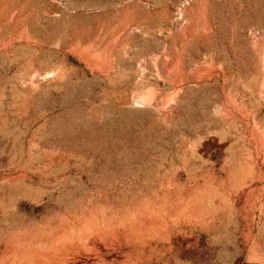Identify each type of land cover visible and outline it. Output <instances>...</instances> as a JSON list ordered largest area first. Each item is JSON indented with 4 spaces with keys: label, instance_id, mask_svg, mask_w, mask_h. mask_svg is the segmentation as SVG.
Here are the masks:
<instances>
[{
    "label": "rangeland",
    "instance_id": "rangeland-1",
    "mask_svg": "<svg viewBox=\"0 0 264 264\" xmlns=\"http://www.w3.org/2000/svg\"><path fill=\"white\" fill-rule=\"evenodd\" d=\"M0 0V264H264V0Z\"/></svg>",
    "mask_w": 264,
    "mask_h": 264
},
{
    "label": "built area",
    "instance_id": "built-area-1",
    "mask_svg": "<svg viewBox=\"0 0 264 264\" xmlns=\"http://www.w3.org/2000/svg\"><path fill=\"white\" fill-rule=\"evenodd\" d=\"M194 0H181L179 3V6L181 8H185L186 6H189Z\"/></svg>",
    "mask_w": 264,
    "mask_h": 264
}]
</instances>
